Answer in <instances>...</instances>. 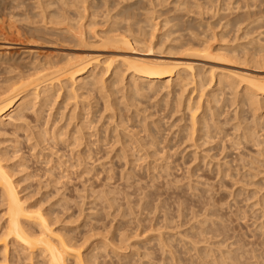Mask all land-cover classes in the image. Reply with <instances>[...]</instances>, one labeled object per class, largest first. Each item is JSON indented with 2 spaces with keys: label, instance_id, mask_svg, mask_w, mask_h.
Returning a JSON list of instances; mask_svg holds the SVG:
<instances>
[{
  "label": "rangeland",
  "instance_id": "1",
  "mask_svg": "<svg viewBox=\"0 0 264 264\" xmlns=\"http://www.w3.org/2000/svg\"><path fill=\"white\" fill-rule=\"evenodd\" d=\"M86 1L84 2V0L83 1L81 0L79 1L78 0L77 1L75 0H60V1L59 0H47V1L46 0H0V22H2L0 23V32L2 33L6 31L5 32L6 34L0 33V83H1L0 90H5V88H8L7 87L9 86L7 85L8 83L14 84L13 81L16 82L17 79L21 77L19 75L20 72L22 77H24L25 79L34 77L32 75L34 74L36 75L38 71L39 72L46 71L47 74L54 73L55 71H57L56 70L57 68L55 69L54 66H58L60 64L59 67H61L62 63L64 64L67 62L66 59H68V57H70L69 60H71V58L73 57L75 60L81 58L87 59V57L88 56L91 57L92 54V57L93 56L97 57V55L98 56L100 55L102 57L101 59L103 58L107 59L110 57L117 58L119 57L118 55H120V57L122 56V58L124 56L126 57V59H128V55H129V59L131 58L133 59V57L136 56L135 58H150V59L159 58L161 60L166 59L165 61L173 60L174 62L176 61V63L179 61L183 63L185 62L188 63L190 62L193 64L198 63L200 64V66L198 64L197 65L195 64V71L197 72L196 73L197 77L199 79L201 77L202 80L201 82L203 83L205 81L203 83L204 87L207 84H210V81L208 80L206 81L205 78L209 79L211 77H214V79H211L213 83L211 82L212 84L208 85V87L210 86V89L212 91H209L210 89L207 88V86H206L207 89L205 88V90H207L208 92L205 91L206 93L204 92V94L209 93L207 94V96L204 95L205 97H208L206 98L208 101H206L205 97L203 96L200 102L201 109H199V111L196 112L197 113L196 118H198L197 119L198 121L206 116L204 118L206 119L205 122L203 121L204 119L200 120L199 122L197 121L198 126L199 123L201 124V129H199L200 127H198V129L201 131L199 133L196 132L197 134L195 133V136L193 137L194 140L192 139L193 143L194 141L200 142L201 140L199 145H198L199 142L194 143V145L197 144L198 146L200 145L201 146L197 148L196 145L194 148L193 143L190 139L191 137L190 125L193 126V124L192 123L190 124L189 119H191L192 117L190 118L191 113L188 114V112L190 106H191L190 108L194 107L193 103L199 98V97L197 98L196 94H198L199 96V93H195V95L192 96L193 89L191 88L192 90H189L188 88L190 86L188 88H184V86H182L183 80H185L184 83H187L186 74L182 73L181 75L182 78L180 82L182 84H180V82H173L174 81L173 79H172L173 81L169 82L170 84L172 83L173 87H176L178 83L184 89H187L186 90L187 93L185 91L186 94L183 93L184 95H181V96H185V99L187 100V101L185 100L186 103L190 102V101L188 102V100L191 96L194 97L193 98L194 101L192 100L191 101L192 103L190 102L192 105L191 104L190 106L188 105L189 107L188 109H185L186 110L185 111L183 106L185 107L187 105L185 104L184 97L180 96V94L182 93H179L182 90L184 91V89L181 87L179 88V85L176 88H172V86L170 87V85L168 84L170 88H165L166 87L165 81H162L159 82L154 87L153 86L150 87V84H143V86H139L142 84L141 83L142 79L140 82L139 79L133 77V74H129L128 72L126 74V72H124L125 69L122 68L121 66V70L123 69L122 70L123 74L122 73L121 74L123 76L125 75L124 76L125 79L124 77H121L124 80V82L121 81L124 85V88L122 87L123 86L122 84L118 85V83H121L120 81H118L121 80L120 78L121 74L115 76L111 72L110 74H107V76H105L106 75L105 74L104 75L105 78H103L104 76L102 77L105 82L101 80L100 83L104 84V86L106 84V86L104 87L105 90L101 91L103 90L101 89V86L99 88L98 86L99 84L98 85L96 84L99 82L98 75L102 76V74H99L100 70L98 69L99 70V71L97 70L98 73L96 72L97 75H95V78H93L96 79V83L94 82V80H92L91 78L92 75L91 76L87 75L88 76L87 78L85 75L82 80L83 82L81 81V84L77 83L80 88L81 86L82 87L84 86L85 88H81L82 90L80 91L79 87L76 85L75 88L79 89V90L74 89V91H78V95L77 93H74L78 97L75 98L76 100H72L73 96L69 94L72 91L71 90L72 86H70V84L67 87H63L64 90L63 89L61 90V88L58 89V87H56V89H54L55 92L50 93V97L48 98L49 101L47 99L46 100L41 99L43 97V93H42L40 95L41 97H39L38 99H34L31 97L28 103L30 101L31 102L25 108H23L24 110L21 109L20 110L21 112L16 111L17 113L15 112L14 114L9 113L11 114L15 122L16 121L19 122L20 119L24 118L25 116L26 118V119L24 118L25 122L23 119V121L21 120L20 123L15 124L14 120L10 122V117L3 118V120L0 121V122H4L2 124L0 123V161L2 160L1 162L4 168L6 169V171H8L7 173L10 175V177H12L11 179L14 182L17 192L19 193V197L22 199V201L27 207L32 209V211L34 210L33 212L37 213L38 211V214L41 212L43 213V215L47 217L48 220L50 219L49 222L52 224V225L50 224L51 229L55 231L54 233L57 234L56 236L58 237L60 236L59 238L63 237L64 239L68 240L70 243H72V245L74 244L75 248L81 247L80 254H81V258L83 259V264H169V261L171 262V258L174 261V264H176L177 262H178L177 264H192V261L194 262L193 264H201V263L205 264L206 261H207L206 264H209L210 262H211L210 264L213 263L219 264L218 262H221L220 264H226L225 262L227 260L226 258L231 260L228 262V264L229 263L230 264L233 263L264 264V249H262L264 248L262 247L264 246L263 243L264 233H262L261 231L264 230L263 228L264 226L263 225L264 224L263 223L264 221L263 220L264 219V213H263L264 123H262L264 122V116H262L264 115V111H262L263 109H261L262 106L264 107V103L260 101V99L263 101L261 97L260 98L258 97L259 100L254 99L256 104L255 103L253 104V101H249V98H245L246 93L242 91V89L244 90L245 88L243 87V85L240 86V84H238L239 83L238 78L235 80L236 76H238L239 74L240 76L251 74L253 77L255 76L257 78H259L260 76L264 77L263 60H262L263 62L262 64L260 60H258L260 70L255 69L258 64L254 66L255 68L251 67L252 63H250L251 65L250 67H248L249 65L248 66L245 65V64H249L250 62L249 60L254 57H257L255 59H258L257 55L260 52H262V54L261 53H260L261 55L259 54V58L262 59L264 57L263 55L264 52V47H263L264 20L263 19L264 18L261 20L259 18V17L262 18L264 14V0H86ZM39 2L40 3L43 2L44 7L41 4L42 5L41 7L43 8L38 7V5H40ZM246 2H248L247 6H246ZM242 4L243 6H241ZM183 6H185L186 10ZM250 7L252 8L249 9ZM245 8H247L248 11L247 9L245 11ZM41 9L42 10L45 9L47 12H45V10L44 12L47 15L42 14L40 12ZM61 13L63 15H60ZM64 13L66 15L65 17H64ZM246 14L249 15L246 16ZM44 15L45 17H43ZM152 15L154 16V18L152 17ZM256 16L260 20L259 21L257 19L258 24L255 19L257 18ZM42 17L44 20L42 19ZM59 17L60 18L62 17L61 18L62 20L59 19ZM149 17L154 21L149 19ZM66 18L67 20L68 19L70 20L68 21V23H66L67 22ZM250 18L253 19L252 22ZM228 20L229 23H227ZM126 21H128L127 22L128 25L126 24ZM151 21H153L154 23ZM237 21H241V22L239 23ZM254 21L256 22L255 25H253ZM45 22L47 23L46 25ZM156 22H158L159 24ZM151 23L153 26H151ZM3 25H5L4 28ZM51 25L54 28H52ZM193 25L194 27H192ZM69 26L71 28L68 29ZM236 26L238 27V29L235 28ZM248 27L249 29L247 31L246 28ZM70 29H73V31L77 30V32H81L80 34L83 33L81 36L83 37L84 35V41L86 40L85 42L87 43H83L84 41L80 42L81 36L78 33L76 32L74 33L72 32V30L69 33L68 30ZM153 29L157 30V31L154 30V36H153ZM243 29H245L246 31ZM258 29H260V31ZM246 32L247 33L249 32L248 34L249 36L247 35ZM253 32L254 34H252ZM73 33L76 34L77 36L76 35L72 36L74 35ZM94 33H97L96 35L98 36V38L101 37L103 40H105L104 38L106 39L108 38L107 35H109L110 37L111 34L120 33L119 34L120 36L122 35L128 36V33L129 34L132 33L133 35L130 34L131 36L130 35L128 36L130 37V39H132V37L138 39L139 37L140 40H144L145 38L144 42L142 41L143 44L145 42L147 43L151 42V45L153 46L154 44L155 47L153 46V48L157 51L153 49L154 51L150 53L152 54V56L147 57V55H150L148 52L149 50H144L149 48L147 47L148 46L147 43L144 44L146 45L145 46L146 48H144L143 45H140L142 43L140 44L138 43L136 44V47L135 45L133 46L134 50L131 49L130 51L128 50L125 51L123 47H122L123 49L121 48L120 50L119 49L113 50L111 48L108 49L106 47L101 48L99 46L101 44L100 41L102 40L101 38H99L100 40L98 38L96 40L95 39L96 35ZM7 34L9 35L7 36ZM150 34L155 38L157 37V39L155 40L154 38V40L153 39L150 40V38H152ZM78 36H80L79 41L76 38ZM73 37L75 38L73 39ZM8 38L9 40L10 39L11 40L9 41ZM166 40L169 41L167 42ZM5 41H7L6 43L8 44H6ZM96 41L97 42L99 41L98 43L100 44H98ZM155 41H157L158 43ZM14 42H16V44ZM166 42L168 43L169 46L167 45ZM205 44L207 46H205ZM209 45L211 46L210 48L212 49V51L214 50L215 52L217 51L222 52L223 50L228 49L227 52L224 51V54L226 56L229 53L228 55L229 57L231 52L233 53L235 51L234 53L237 54L236 55L232 54L234 56L231 57L237 56L236 59L239 58V61H237L236 59H234L235 60L234 61L232 58H229V60L231 61H228L227 60L228 58L224 57L222 59H225L226 61H223L221 59L222 62H220L219 60L209 62L208 60L203 58L205 60L204 61L202 59L203 56L200 57L199 55L196 54L197 56H199V58H201V59H197L195 58L196 55L194 53L192 54L190 53L191 50L195 49L196 47L197 48L195 49V51L200 49L201 46L204 47L205 49L206 47H209ZM261 45L263 48L261 47ZM137 47L138 49L140 47L139 51L141 52L137 51L138 50L136 49ZM186 47L190 49L188 50V48L186 49ZM253 47L255 50L253 49ZM243 49H247V50H243ZM135 50L139 54L134 53L133 51ZM184 50L186 51L188 50L187 53L186 51L184 52ZM131 51L135 55L132 54ZM143 51H146L148 54ZM198 51L200 53V50ZM243 51L244 52L246 51L247 55H250V53H248L247 51L251 52V56H249L251 58H248L246 56L247 58L246 59L245 58L246 53L244 55ZM142 52L146 53V55L143 54ZM169 52L170 54H168ZM193 54L195 57L194 56L189 57V55H193ZM220 54L224 55L223 52L219 53L218 55ZM240 59L241 60L246 59V61L244 60V63H242L241 65ZM44 63L49 65L46 66V64ZM202 64L204 65V67ZM205 65L207 66L205 67ZM260 65H262L263 67H261ZM210 69L212 70L215 69V71H211ZM203 70L205 71V73ZM210 71L213 72V74H217V73L218 74L213 76V74L210 73ZM235 72L239 74H235L236 75L235 78L230 79L231 77H234ZM37 74L42 75L43 73H37ZM206 74L208 75V77L206 76ZM218 75L219 76L221 75L220 77L222 78H220ZM223 75L224 76L228 75L226 76L227 79L226 78L225 79L232 81L227 82L225 79L223 81V77H224ZM198 78L197 81L199 83L200 81L198 80ZM175 79L180 80V78L177 79V77H175ZM216 79L218 80V84ZM134 81L135 82L137 81V84ZM225 81L227 83H230L231 86L226 84ZM233 81L237 85H235ZM189 82L190 81H188V83ZM93 83L96 84V87L94 86ZM134 84L138 86L135 87L137 89L139 88L138 89L139 93L137 89L134 87ZM232 84L233 86L235 85V87L239 85L240 86L238 87L239 90L235 89V87H232ZM200 85L201 83H199L198 86L199 88L201 87ZM215 85L218 88V90L216 89ZM217 85L220 86L218 87ZM222 85L224 87H222ZM230 87L233 88L231 89L233 91L230 90ZM98 88L101 90H99ZM61 91L63 92L65 99L63 98L62 93H60ZM82 91L84 92L82 93ZM108 91L110 93H108ZM236 91H238L240 95H243L241 97L239 96L238 92H237L238 94L236 93V96L238 95L241 98V100L239 99V97L238 98L236 97L238 101H235V98L232 97L233 93H235ZM128 92L129 95H127ZM211 92H213L214 94ZM57 93H60V95L62 96H59L58 98V96L56 95ZM71 93L73 94V92ZM210 94L211 96L213 95L212 98L210 97ZM68 95H70L71 98ZM177 96L178 98H181L180 100L183 99L184 101V102L182 101V104L185 105L178 104L182 106V108L176 105V103H179L180 101L178 98L177 99L179 101L178 102L176 101ZM221 96L224 98H222ZM54 97L58 99L55 100V102L57 101V103H54L55 105L53 106L52 104L55 99ZM60 97H62L63 99ZM106 97L109 98V100H107L109 104L106 101ZM229 97L232 100H230ZM121 98L123 100L125 98L126 100L123 101ZM32 99L37 101H34ZM233 99L235 101V104L233 102L231 104V101H233ZM68 100L70 101L66 103V101ZM257 100L260 101L261 103L257 102ZM33 101L37 105L39 103V106L36 107ZM216 102L220 103L218 104L220 107L217 106ZM239 102L243 103L242 108L245 107L244 109H241L240 107L241 103L239 105ZM250 102H252L251 105L254 106L252 107L254 108L253 110L260 109L257 110V112L262 111L256 113L255 117H252L254 116L255 113H252L251 105H249ZM206 103H210V104L212 103V105L210 106L209 104L208 106L207 104L206 106ZM111 105H115V106L113 107ZM176 106L180 107L181 109V110L179 109L180 112L179 110H175L178 109ZM202 108H204L203 109L204 111L207 110L206 111L207 115L205 112L204 117H203L204 112ZM32 109L35 111L34 113L31 112ZM210 109L213 110V114H216V116L214 115L216 119L212 117L211 111H209ZM41 111L44 113H42ZM227 112L229 113L228 115ZM239 112L241 116L238 114ZM253 112H256V110ZM200 114L202 116H200ZM222 114H225L224 117ZM113 115L115 117H113ZM256 116L258 121H259L258 117H260L259 122L256 121ZM213 119L217 120V122L215 121L214 123ZM235 119L238 121V123L240 121V123L238 124L240 125L239 127H241L242 125H244L243 128L246 127L244 130L243 128H240L241 132L246 131L245 134L244 132L241 133L240 131H237L239 130V127L237 126V121H235ZM117 120L119 122H117ZM206 121L208 122L207 125L209 126L206 125ZM254 121L257 126H255ZM145 123H147L149 126L147 124L145 125ZM116 124L117 125L120 124V125L117 126ZM214 124L217 125L215 126ZM253 124L258 129L255 128V130L254 129L252 130V128H254V126H252ZM213 125L215 126V128ZM234 125L235 127H238V129L236 128V131L239 132L238 135H236L237 132L236 133L234 132L235 131ZM194 127L197 126L195 125ZM193 128H191V130ZM117 129L119 130V133L117 132L118 131ZM194 129L196 131L197 128ZM194 129L192 131H194ZM198 129L197 131H199ZM78 130H81L82 132H79ZM147 130L149 131L147 132ZM187 130L189 131V133ZM218 130H220L221 133ZM46 131L49 132L43 133ZM208 131L211 134V136L209 135L210 137L208 136L209 134ZM252 131L253 132L255 131L257 134L252 133ZM51 132H52L51 134L52 136L49 134ZM62 132L64 135L62 134ZM115 132L119 134L121 139L119 138L118 134L117 137L119 139L114 138L116 137ZM129 132L131 135H133L134 132L135 135L133 136V138L136 139H133L132 136L129 135ZM233 132L235 133V136ZM73 133L74 135H76L77 133L76 135L77 139H75L76 137L73 135ZM79 133L82 134L80 135ZM125 133L128 136L125 135ZM45 134L47 135L49 134V137L51 136L50 140L48 136ZM56 134L57 137H54ZM188 134L190 136L188 138L190 139L189 141L186 139V137H188L186 135ZM214 134L216 135V137ZM198 135H200L201 137ZM44 136H46V138H44ZM60 136L61 139L58 138ZM227 136L230 139H227ZM232 136L234 137V139L232 138ZM246 136L248 139L246 138ZM195 137H197L198 139L197 138L195 139ZM51 138L55 140L53 139L51 140ZM207 138H210V140L213 139L212 140L213 142H209L210 140L208 141ZM78 139H81V141H79ZM205 139L210 144V146L209 144H207ZM251 139H253V141ZM39 140L43 141L44 143L40 142ZM62 140L65 142H62ZM73 140L74 142H72ZM75 140L78 141V142L76 141L77 144H75ZM120 140H122L123 143L120 142ZM136 140L138 141L139 144H142L140 145L142 150L140 146H138L139 144H137ZM183 140H185V142H183ZM236 140L239 145L237 144ZM238 140L240 141L241 144L239 143ZM257 140L262 142H259ZM243 141H246L247 143ZM36 142H38L39 144ZM233 142L239 146L237 147L236 145L238 149H236L235 144ZM73 143L75 145H73ZM183 143H185L186 145ZM232 143L234 144V146ZM255 143L259 147H257ZM130 144L133 145L134 147L131 146ZM259 144L262 147H260ZM143 147L146 149L143 150ZM152 147H154L155 149ZM133 148L135 150H132ZM197 149L199 150L196 151ZM88 150H90V152ZM137 150H139V152ZM125 151L127 153L126 155H125ZM130 151H132L133 153ZM258 151L261 152L259 153ZM146 152H148L147 153L148 155L146 154ZM206 154L210 156L207 157ZM253 154L257 156H254ZM148 156H150V158H148ZM138 157L142 158L143 160L138 159ZM165 157L166 159H164ZM257 157H259V159ZM160 158L161 159L163 158L164 160H161ZM194 158H196V160ZM206 158L208 159L204 160ZM244 161L246 164L244 163ZM249 161H253L255 164L257 163L256 166L253 162L251 163ZM241 163H243L244 167L243 165H239ZM248 164H250V166H248ZM218 166H220L221 168ZM246 166L248 167V169ZM254 166L256 167V169L259 167L257 169L258 171L255 169ZM249 167L250 168L254 167L255 171L254 169L251 168L254 171V172L252 171L253 172L252 173L251 170H249L250 169ZM247 170H249L248 174H247L248 172ZM220 172L221 174H218ZM245 198L247 199V201L245 200ZM260 205H262V207H260ZM156 206H158V208ZM154 209L157 212H155ZM243 211H245L244 215H243ZM6 213H7V204L4 203V201H2V197H0V240L2 239V237H4V234L8 228L7 227L8 217ZM177 213H179V216L177 215ZM206 216L210 219V220L208 219L209 221L205 219L207 218ZM244 216H246V218H244ZM212 217L214 218L211 219ZM260 217L261 219H259ZM163 220L165 222H163ZM198 224L199 225L201 224L200 226H202L203 228L201 229V227ZM179 227L182 230L179 229ZM261 227L263 229H260ZM32 228L35 231H37L36 226H33ZM159 228H161L160 231ZM221 229H224L223 230L224 232L221 231L224 234L220 233ZM201 230H203L204 232ZM209 231L212 233H209ZM256 231L258 232L255 233ZM156 233H158L159 235ZM199 234L201 236H199ZM207 234H210L209 237H206ZM217 234H221L222 236L220 237ZM184 236L185 239L183 238ZM202 236L203 237L205 236L204 239ZM201 237L203 240H205L204 242L206 245L203 244L202 242L203 240L201 239ZM231 237H233L234 239ZM191 238H195V239L193 240ZM160 239H165V244H168L169 242V245H165L164 240L163 241L161 240L162 242H160ZM196 239L199 242V243L197 242V244L195 241ZM223 239L228 241V243ZM206 240L210 241V243L207 242ZM200 242H202V244L199 245V247H197L198 244H200ZM206 242L208 243V246ZM221 242H223L222 245L220 244ZM225 242L227 244H225ZM1 243L2 242L0 241V264H49L47 258L45 259V257L40 255V253H36L34 256H30L29 252L23 250V248L19 246L13 245L12 242L8 244V249L5 250ZM213 243L220 244L222 248H220L218 244L217 246H215V244ZM193 245H195L196 247ZM231 245H233L235 248L236 246H238L236 248L237 250H235V248ZM205 246L206 248H204ZM244 246L247 248H244ZM161 247H163V250L164 247L165 249L171 248L173 250L171 249L164 250L167 251L166 253L168 254L164 252V257L161 258L163 252V250H161ZM175 247L176 249H174ZM215 247L223 250L222 251L219 249L221 251L220 252L221 255L225 252L226 253L224 255L226 254L228 255L226 257L222 255L223 259L220 258L219 257L220 254H218L219 250ZM198 248H200V250ZM134 249L135 251H133ZM244 249L245 251L246 249L247 250L250 249L248 251L249 253H245ZM188 251H190V255ZM197 251L198 253L201 254L203 253V255L198 254ZM169 253H171L172 255L170 254L171 255L170 256ZM207 253L211 255H207ZM174 254L176 255V257H174L175 256ZM212 254L215 258L212 257ZM230 255H231L230 258L232 259L228 257ZM197 256L199 258L203 256L202 260H200L201 259L200 258L198 261L196 259ZM206 256L208 258L210 257L211 258L208 259ZM174 258L175 259L177 258L176 261L174 260ZM218 259L221 261H219ZM159 260L161 261V263L159 262ZM162 260L164 263H162ZM173 261L171 262V264L173 263ZM71 262L72 264L74 263L73 261Z\"/></svg>",
  "mask_w": 264,
  "mask_h": 264
},
{
  "label": "bare ground",
  "instance_id": "2",
  "mask_svg": "<svg viewBox=\"0 0 264 264\" xmlns=\"http://www.w3.org/2000/svg\"><path fill=\"white\" fill-rule=\"evenodd\" d=\"M47 1V0H46ZM60 1V0H59ZM75 1H77V0H75ZM79 1V0H78ZM81 1H83V0H81ZM86 0H84V2H85ZM48 2H51V1H48ZM87 2V1H86ZM240 2V1H239ZM245 2V1H244ZM243 2V3H244ZM40 3V2H39ZM46 3V2H45ZM44 3V4H45ZM63 3V2H62ZM247 3L248 2H246V6H247ZM250 3V2H249ZM43 5V2L42 3H40V5H38V7H41L42 5ZM48 4V3H47ZM79 4H81V3H79ZM84 4V3H83ZM66 5V4H65ZM68 5V4H67ZM49 6V5H48ZM53 6V5H52ZM241 6H243V4L241 5ZM244 6H245V4H244ZM248 6H250V5H248ZM43 7H44V5H43ZM43 7H41V8H43ZM51 7V6H50ZM54 7H56V6H54ZM130 7V6H129ZM184 8H185V6H183ZM190 7V6H189ZM257 7V6H256ZM62 8V7H61ZM64 8V7H63ZM188 8V7H187ZM194 8V7H193ZM248 8V7H247ZM247 8H245V11H246V9ZM252 7H250L249 9H251ZM40 9V8H39ZM52 9V8H51ZM181 9V8H180ZM42 10V9H41ZM40 10V12L42 13V14H45V15H47L45 12H47L45 9V12H44V10H42L41 11ZM59 10V9H58ZM65 10V9H64ZM185 10H186V8H185ZM126 11V10H125ZM247 11H248V9H247ZM50 12V11H49ZM59 12V11H58ZM61 12V11H60ZM123 12V11H122ZM135 12V11H134ZM188 12V11H187ZM40 13V14H41ZM238 13V12H237ZM249 13V12H248ZM41 14V15H42ZM59 14V13H58ZM39 15V14H38ZM45 15L43 16V17H45ZM50 15V14H49ZM60 15H63L62 13L60 14ZM154 15V14H153ZM152 15V17L154 18V16ZM238 15V14H237ZM240 15V14H239ZM244 15H245V13H244ZM247 15H249V14H246V16ZM66 15H65V13H64V17H65ZM241 16V15H240ZM263 16H264V14H263ZM262 16V18L261 17H259V15H258V17L260 18V20L261 19H263L264 17ZM41 17V16H40ZM43 17H42V19H43ZM234 17H235V15H234ZM237 17V16H236ZM250 17V16H249ZM255 17V16H254ZM254 17H253V19H254ZM257 17V16H256ZM258 17L257 18H255L256 19V21H257V24H258ZM47 18V17H46ZM45 18V19H46ZM62 18V17H61ZM60 17H59V19H61ZM238 18V17H237ZM57 19H58V16H57ZM146 19H148V18H146ZM145 19V20H146ZM149 19H151L150 17H149ZM248 19V18H247ZM251 19V22H252V18H250ZM258 19V20H257ZM44 20V19H43ZM56 20V19H55ZM62 20V19H61ZM66 20H67V18H66ZM151 20H153V19H151ZM238 20V19H237ZM240 20V19H239ZM259 20V21H260ZM264 20V19H263ZM46 21V20H45ZM65 21V20H64ZM63 21V22H64ZM68 21H70L69 19L67 20V22L66 23H68ZM134 21V20H133ZM154 21V20H153ZM153 21H151V22H153ZM47 22V21H46ZM45 22V25L47 24ZM49 22V21H48ZM62 22V21H61ZM117 22V21H116ZM121 22H123V21H121ZM127 22L128 21H126V24H127ZM131 22V21H130ZM129 22V23H130ZM237 22H241V21H237ZM0 23H2V22H0ZM50 23H51V21H50ZM49 23V24H50ZM57 23H60V22H57ZM65 23V24H66ZM71 23V22H70ZM120 23V22H119ZM154 23V22H153ZM156 23H158V22H156ZM156 23H155V25H156ZM227 23H229V20H228V22ZM254 24L253 25H255V21L253 22ZM64 24V23H63ZM150 24V23H149ZM159 24V23H158ZM53 25V24H52ZM51 25V27L52 28H54L53 26ZM56 25V24H55ZM59 25V24H58ZM68 25V24H67ZM116 25V24H115ZM128 25V24H127ZM143 25V24H142ZM154 25V26H155ZM195 25V24H194ZM194 25L192 26V27H194ZM240 25V24H239ZM253 25H251V26H253ZM10 26V25H9ZM60 26V25H59ZM75 26V25H74ZM82 26V25H81ZM140 26V25H139ZM151 26H153L152 25V23H151ZM2 27V26H1ZM5 27V25H3V28ZM47 27V26H46ZM116 27V26H115ZM127 27V26H126ZM142 27V26H141ZM158 27V26H157ZM172 27V26H171ZM170 27V28H171ZM225 27V26H224ZM227 27H228V25H227ZM69 28H71L70 26L68 27V29ZM77 28V27H76ZM146 28V27H145ZM151 28H153V27H151ZM235 28H237L238 29V27L236 26ZM74 29V28H73ZM73 29H70V30H68L69 31V33L71 32V30H72V32H76V33H78L80 36L83 34H80L81 32H77V30H74L73 31ZM78 29V28H77ZM114 29V28H113ZM128 29V28H127ZM139 29V28H138ZM156 29V28H155ZM155 29H153V36H154V30ZM247 29V31H248V29H249V27L248 28H246ZM1 30H3V29H1ZM7 30V29H6ZM46 30V29H45ZM48 30V29H47ZM50 30V29H49ZM53 30H55V29H53ZM60 30H62V29H60ZM59 30V31H60ZM241 30V29H240ZM243 30H245V29H243ZM242 30V31H243ZM259 31H260V29H258ZM5 31V30H4ZM66 31V30H65ZM155 31H157V30H155ZM246 31V30H245ZM250 31V30H249ZM251 31H252V29H251ZM250 31V32H251ZM6 32V31H5ZM5 32H2V33H5ZM118 32V31H117ZM1 33V32H0ZM1 33V34H2ZM12 33V32H11ZM73 33V34H74ZM125 33H126V31H125ZM245 33V32H244ZM247 33V32H246ZM6 34V33H5ZM19 34V33H18ZM72 34V33H71ZM95 35L97 34V33H94ZM118 34V33H117ZM117 34H111V36L109 37V35H107V39L106 38H104L105 40H103L101 37H99V38H101V40L102 41H100V43H98L97 41V43L98 44H100V46L99 47H101V48H103V47H106V48H108V49H113V50H116V49H121L122 47L125 49V51L126 50H128V51H130L131 49H133V46L135 45V47H136V44H140V43H142V44H140V45H143L144 46V48H146L145 46L146 45H144V44H146L147 42H145L144 44H143V42H144V40H145V38H144V40H140L139 39V37H138V39L137 38H133L132 37V39H130V37H128L130 34H132V33H128V36H126L127 35V33H126V35H122V36H120L119 34L117 35ZM140 34H141V32H140ZM249 34V32L247 33V35ZM252 34H254V32L252 33ZM252 34H250V35H252ZM9 34H7V36H8ZM11 35V34H10ZM63 35V34H62ZM69 35V34H68ZM76 34H74V35H72V36H75ZM94 35V36H95ZM106 35V34H105ZM115 35V36H114ZM133 35V34H132ZM151 35V34H150ZM246 35V36H247ZM7 36H5V37H7ZM77 36V35H76ZM80 36H78V37H76L77 39H78V41H79V38H80ZM97 36V35H96ZM95 36V39L97 40V38H98V36L96 37ZM131 36V35H130ZM140 36V35H139ZM152 36V35H151ZM152 36V38H150V40L151 39H153L154 40V38L155 37H153ZM192 36V35H191ZM249 36V35H248ZM247 36V37H248ZM136 37V36H135ZM146 37V36H145ZM162 37V36H161ZM13 38V37H12ZM75 37H73V39H74ZM92 38H94V37H92ZM98 38V39H99ZM141 38V37H140ZM7 39V38H6ZM147 39V38H146ZM157 39V37L155 38V40ZM166 39V38H165ZM169 39V38H168ZM8 40H9V38H8ZM7 40V41H8ZM11 40V39H10ZM9 40V41H10ZM100 40V39H99ZM160 40V39H159ZM7 41H5V43L7 42ZM15 41V40H14ZM81 41H84V35H83V37L81 36V39H80V42ZM86 41V40H85ZM83 42V43H87V42ZM92 41V40H91ZM143 41V42H142ZM167 41V40H166ZM169 41V40H168ZM167 41V42H168ZM4 42V41H3ZM2 42V43H3ZM90 42V41H89ZM94 42H95V40H94ZM155 42H157V41H155ZM166 42V43H167ZM15 44H16V42H14ZM13 43V44H14ZM19 43V42H18ZM17 43V44H18ZM21 43V42H20ZM93 43V42H92ZM158 43V42H157ZM165 43V42H164ZM6 44H8V43H6ZM23 44V43H22ZM153 44V43H152ZM174 44V43H173ZM208 44V43H207ZM102 45V46H101ZM139 45V46H140ZM147 47H149L148 49H144V50H149L148 52H149V54L150 53H152V51H154L155 49L153 48V46L155 47V45L153 44V46L151 45V42L150 43H147ZM149 45H151V46H149ZM159 45V44H158ZM167 45H168V43H167ZM171 45V44H170ZM175 45V44H174ZM191 45V44H190ZM11 46V45H10ZM143 46H142V48H143ZM169 46V45H168ZM192 46V45H191ZM191 46H189V47H191ZM203 46H204V44H203ZM205 46H207L206 44H205ZM259 46V45H258ZM125 47H127V48H125ZM134 47V48H135ZM165 47V46H164ZM193 47V46H192ZM211 46L209 45V47H206L205 49H204V47H200V49H198V50H200V53H199V51L198 50H196L195 51V49L197 48H195V49H193V50H191V54L192 53H194L195 55L197 54V55H199L200 57H202V59L204 58V59H206V60H208L209 62L210 61H220V62H222V60L223 61H226L225 59H222V58H228L227 60L228 61H231V60H229V58H232L233 60L234 59H236L237 58V56H235V57H231V56H234V55H232V54H235L234 52L232 53L231 52V54H230V57L228 56L229 55V53H228V55H226L225 56V54H224V51H228V49L226 50H223L222 52H223V54L224 55H218L219 53H222V52H219V51H217V52H215L214 50L212 51V49L210 48ZM261 47H262V45H261ZM260 47V48H261ZM264 47V46H263ZM262 47V48H263ZM2 48V47H1ZM4 48V47H3ZM6 48H8V47H6ZM122 48V49H123ZM158 48V47H157ZM156 48V49H157ZM161 48V47H160ZM188 47H186V49H187ZM194 48V47H193ZM247 48V47H246ZM251 48V47H250ZM258 48V47H257ZM256 48V49H257ZM259 48V49H260ZM261 48V49H262ZM105 49V48H104ZM136 49H138V47L136 48ZM139 49H140V47H139ZM139 49L137 50V51H139ZM154 49V50H153ZM163 49V48H162ZM167 49V48H166ZM169 49V48H168ZM190 48H188V50H189ZM203 49V50H202ZM221 49V48H220ZM234 49V48H233ZM232 49V50H233ZM253 49H254V47H253ZM253 49H252V51H253ZM118 50V51H119ZM134 50V49H133ZM143 50V49H142ZM158 50H160V49H158ZM187 50V51H188ZM217 50V49H216ZM230 50V49H229ZM236 50V49H235ZM239 50V49H238ZM243 50H247V49H243ZM255 50V49H254ZM136 51V50H135ZM135 51H133L134 53H138L137 51L135 52ZM155 51H157V50H155ZM162 51V50H161ZM167 51V50H166ZM165 51V52H166ZM170 51V50H169ZM183 51V50H182ZM186 50H184V52H185ZM187 51H186V53H187ZM195 51V52H194ZM198 51V52H197ZM201 51H203V52H201ZM221 51V50H220ZM231 51V50H230ZM260 51V50H259ZM259 51H258V53H259ZM2 52H3V50H2ZM96 52V51H95ZM132 52V51H131ZM132 52V54H134ZM139 52H141V51H139ZM143 52H146V51H143ZM142 52V53H143ZM159 52V51H158ZM213 52H214V54H213ZM242 52V51H241ZM244 52V51H243ZM248 53H250V55H247V53H246V51L244 52V55H245V53H246V55H245V58H246V56L248 57V58H251V57H249V56H251V52H249V51H247ZM141 53V54H142ZM147 53V52H146ZM146 53H143V54H145L146 55ZM160 53H162V52H160ZM180 53V52H179ZM183 53V52H182ZM203 55H202V54ZM215 53H216V55H215ZM254 53V52H253ZM261 54H262V52H260ZM259 53V54H260ZM64 54H66V53H64ZM139 54V53H138ZM148 54V53H147ZM168 54H170V52L168 53ZM194 54L193 55H189V57H192V56H194ZM237 54V53H236ZM235 54V55H236ZM259 54L257 55L258 56V59H255V58H257V57H254V56H252V57H254V58H252V59H248L250 62H249V64H245L246 66H248V67H250L251 65V67H254V66H256V64H258L259 63V61L258 60H260V62H261V64L264 62V57L261 59V58H259ZM260 54V55H261ZM2 55V54H1ZM68 55V54H67ZM124 55V54H123ZM131 55V54H130ZM135 55V54H134ZM163 55V54H162ZM196 55V57L195 58H197V59H201V58H199V56H197ZM243 55V54H242ZM253 55V54H252ZM263 55H264V52H263ZM69 56V55H68ZM119 57H117V56H115V57H117V58H112V57H110V58H107V59H101L102 57L99 55H97V57L96 56H93L92 57V54H91V57L90 56H88L87 57V59L86 58H81V59H78V60H75L74 59V57L73 58H71V60H69L70 59V57H68V59H66L67 60V62L66 63H62V66L61 67H59V65L58 66H54V68L57 70V71H55L54 73H46V71H44V72H37V73H43L42 75H40V74H37L36 73V75L34 74V75H32V76H34V77H32V78H28V79H25L24 77H22V75H21V72H20V78L19 79H17V81L15 82V81H13L14 82V84L12 85V84H7V85H9V86H7L8 88H5V90H0V121H2L3 120V118H6V117H10V122L11 121H13L14 119L12 118V116H11V114H9V113H15L16 111H20L21 109L22 110H24L23 108H25L29 103H28V101L30 100V98L32 97V98H34V99H38L39 97H41L40 95L43 93V97L41 98V99H44V100H48V98L50 97V93L51 92H55V90L54 89H56V87H58V89L59 88H61V90L63 89L64 90V88L63 87H67V86H69V84H70V86H72V88H71V92H73V94L74 93H77V95H78V91H74V89H76L75 87H76V85L78 86V84L80 83L81 84V81L83 80V78H84V76L86 75V78L88 77L87 75H92L91 76V78H92V80H94V82L96 83V79H93V78H95V75H97L96 74V72L98 73V71L100 70V73L99 74H102V76L100 75H98V78H99V82H98V79H97V82L98 83H96L98 86H99V88H100V86H101V89H103V90H101V89H99V90H101V91H104L105 90V86H106V84H105V86H104V84H102V83H100L101 82V80H103L104 81V79L103 78H105V76H107V74H110L111 72L113 73V75H115V76H117V75H120L121 73L123 74V72H122V70H121V66H122V68H124L125 70H124V72H126V74H127V72L129 73V74H133V77H135V78H137V79H139V81L141 82V79H142V84L141 85H139V86H143V84H150V87L151 86H156L159 82H162V81H165V84H166V87L165 88H170L171 86H172V83L170 84L169 82L170 81H173V82H180L181 81V75H182V73H184V74H186V77H187V83H184L185 82V80H183L182 82H183V85L182 86H184V88H188L189 86V90H192L193 89V92H192V96L193 95H195V93H199V96H198V94H196V96H197V98H198V100H196L194 103H193V108H190L191 106H190V104L192 103L191 101L193 100L194 101V97H192L190 94V98H189V100H188V102L189 103H186V99H185V96H181V95H184V94H186L187 93V89H184L182 86H180L178 83H177V85H176V87L179 85V88L181 87V88H183L184 89V91L182 90V91H180L179 93H182V94H180V96L181 97H184V101H185V104L187 105V106H183V108H184V110L185 109H188V107H189V112H188V114H190V118L191 119H189L190 120V124L192 123L193 124V126L192 125H190L191 126V128H193L195 125L197 126V127H194V128H197L198 129V127H200L199 129H201V124L199 123V126H198V124H197V119L198 118H196V115H197V113L196 112H198L199 111V109H201L200 108V102H201V100H202V98H203V96L204 95H206L207 96V94H209V93H207V94H204V92L206 91V92H208L207 90H205V88H206V86H207V88H209L210 89V86L208 87V85H210V84H212L213 83V81L211 80V79H214V77H211V76H209V77H211V78H205V80L207 81H210V84H207L205 87H204V85H203V83L205 82H201L202 80H201V77H200V79L197 77V72L195 71V64L197 65L198 63H188V62H185V63H183V62H181V61H179V62H181V63H179V62H177L176 63V61L174 62L173 60H171V61H165V60H161V59H150V58H135V57H133V59L131 58V59H129V55H128V59H126V57H124L123 56V58H122V56L120 57V55H118ZM143 56V55H142ZM150 57V56H152V54H150V55H147V57ZM239 56H240V54H239ZM188 57V58H189ZM244 57V56H243ZM125 58V59H124ZM162 58V57H161ZM171 58V57H170ZM77 59V58H76ZM164 59V58H163ZM203 59V60H204ZM222 59V60H221ZM247 59V58H246ZM246 59H242L243 60V62H242V60H241V65H242V63H244V60L246 61ZM186 60V59H185ZM191 60V59H190ZM237 61H239V58L238 59H236ZM262 60H263V62H262ZM173 61V62H172ZM205 61V60H204ZM235 61V60H234ZM236 61V62H237ZM47 63H48V61H47ZM245 63H247V62H245ZM250 63H252L251 65H250ZM44 64H46V63H44ZM254 64V65H253ZM40 65H42V64H40ZM39 65V66H40ZM49 65V64H48ZM47 64H46V66H48ZM51 65H52V63H51ZM199 66H200V64H198ZM203 65V64H202ZM207 65H205V67H206ZM261 67H263L264 66V64H263V66L262 65H260ZM41 67V66H40ZM51 67V66H50ZM198 67V66H197ZM202 67V66H201ZM203 67H204V65H203ZM209 67V66H208ZM52 68V67H51ZM53 68V69H54ZM211 68V67H210ZM246 68V67H245ZM255 68V67H254ZM264 68V67H263ZM99 69V70H98ZM213 69V68H212ZM212 69H210L211 71H215V69L214 70H212ZM247 69V68H246ZM255 69H259V64L257 65V67L255 68ZM36 70V69H35ZM44 70H46V69H44ZM49 70V69H48ZM98 70V71H97ZM249 70V69H248ZM253 70V69H252ZM260 70V69H259ZM204 71V70H203ZM207 71V70H206ZM210 71V73H212L213 74V72H211ZM227 71V70H226ZM233 71V70H232ZM35 72V71H34ZM199 72V71H198ZM222 72V71H221ZM220 72V73H221ZM263 72V71H262ZM204 73H205V71H204ZM207 73V72H206ZM219 73V74H220ZM224 73H226V72H224ZM228 73V72H227ZM233 73V72H232ZM239 73H240V71H239ZM239 73H234V77H231L230 79H232V78H235V74H239ZM106 74V75H105ZM121 74V75H122ZM128 74V75H129ZM218 74V73H217ZM217 74H213V76L214 75H217ZM246 74V73H245ZM38 75V76H37ZM105 75V76H104ZM112 75V74H111ZM112 75V76H113ZM120 75V78L121 77H124L123 75L121 76ZM199 75V74H198ZM203 75V74H202ZM222 75V74H221ZM220 75V76H221ZM229 75V74H228ZM228 75H223L224 77H223V81H224V79L226 78V76H228ZM251 74H247V75H241L240 76V74L238 75V76H236V78H235V80L238 78L239 79V83L238 84H240V86L241 85H243V87L245 88L244 90L242 89V91H244L246 94H245V98H249V101H253V104L255 103V101H254V99H258V97L260 98H262L263 99V101L260 99V101L262 102V103H264V77H259V78H257V77H253L252 75L250 76ZM36 76V77H35ZM104 76V77H103ZM131 76V75H130ZM206 76L208 77V75L206 74ZM219 76V75H218ZM219 76V77H220ZM232 76H233V74H232ZM103 77V78H102ZM175 77H177V79L178 78H180V80L178 81V80H176L175 79ZM202 77H204V76H202ZM8 78V77H7ZM17 78V77H16ZM90 78V77H89ZM116 78V77H115ZM118 78V77H117ZM197 78H198V80L200 81L199 83H201V87L199 88L198 86H199V83H198V81H197ZM220 78H222V77H220ZM124 79H125V77H124ZM136 79V80H137ZM173 79V80H172ZM218 79V78H217ZM216 79V81H217V84H218V80ZM227 79V78H226ZM225 79V80H226ZM6 80V79H5ZM112 80V79H111ZM115 80V79H114ZM135 80V79H134ZM220 80H222V79H220ZM234 80V81H235ZM102 81V82H103ZM118 81H123L124 82V80H123V78H121V80H118ZM166 81H168V82H166ZM188 81H190L189 83H188ZM227 82H230V81H232V80H226ZM225 81V82H226ZM233 81V82H234ZM238 81V80H237ZM83 82V81H82ZM85 82V81H84ZM105 82V81H104ZM135 82V81H134ZM212 82V83H211ZM226 82V84H228L229 86H231V84L230 83H227ZM78 83V84H77ZM95 83H93L94 84V86L96 87V84ZM109 83H111V82H109ZM118 83V82H117ZM136 84H137V81L135 82ZM209 83V82H208ZM220 83V82H219ZM224 83V82H223ZM223 83H221V84H223ZM235 83V82H234ZM233 83V84H234ZM1 84V83H0ZM4 84V83H3ZM119 84H122L123 85V83L121 82V83H118V85ZM164 84V85H165ZM170 85V87H169V85ZM176 84V83H175ZM180 84H182L181 82H180ZM220 84V85H221ZM226 84H224V85H226ZM233 84H232V87H235V85H237L236 83H235V85L233 86ZM6 85V84H5ZM103 85V86H102ZM110 85V84H109ZM168 85V86H167ZM219 85V86H220ZM127 86V85H126ZM135 86H137V85H135L134 84V87ZM149 86V85H148ZM175 86V85H174ZM203 86V87H202ZM218 86V85H217ZM218 86V87H219ZM239 85L237 86V87H235V89H237V90H239V88L238 87H240ZM3 87V86H2ZM79 87V86H78ZM110 87V86H109ZM123 88H124V85L122 86ZM138 87V86H137ZM150 87H149V89H150ZM152 87V88H153ZM176 87H173L172 86V88H176ZM215 87H216V85H215ZM222 87H224L223 85H222ZM81 88H85L84 86L82 87L81 86ZM80 87H79V89H80V91L82 90ZM122 88V89H123ZM126 88V87H125ZM136 88V87H135ZM163 88V87H162ZM161 88V89H162ZM192 88V89H191ZM206 88V89H207ZM1 89V88H0ZM78 89V88H77ZM76 89V90H77ZM78 89V90H79ZM95 89V88H94ZM137 89V88H136ZM139 89V88H138ZM138 89H137V91H138ZM208 89V90H209ZM216 89L218 90V88L216 87ZM221 89V88H220ZM219 89V90H220ZM231 89H233V88H231L230 87V90ZM54 90V91H53ZM107 90V89H106ZM120 90V89H119ZM135 90V89H134ZM188 90V91H189ZM70 91H68V92H70ZM121 91V90H120ZM131 91V90H130ZM150 91V90H149ZM154 91V90H153ZM185 91H186V93H185ZM209 91H212L211 89L209 90ZM222 91H223V89H222ZM221 91V92H222ZM231 91H233V90H231ZM241 91V92H242ZM59 92V91H58ZM69 93V94H71L73 97H72V100H76L75 98H78L77 97V95L76 94H72V93ZM84 91H82V93H83ZM127 92V91H126ZM205 92V93H206ZM219 92V91H218ZM238 91H236L235 93H233V96L232 97H234L235 98V101H238V97L239 96H243V95H240V93H239V96L237 95L236 96V93H237ZM60 93H62V95H63V92L61 91ZM60 93H57L56 95L58 96V98H59V96H62V95H60ZM65 93V92H64ZM108 93H110L109 91H108ZM120 93H123V92H120ZM138 93H139V91H138ZM184 93V94H183ZM189 93V92H188ZM211 93H213V92H211ZM217 93V92H216ZM237 93V94H238ZM247 93H249V94H247ZM203 94V95H202ZM214 94V93H213ZM241 94H243V93H241ZM76 95V96H75ZM123 95V94H122ZM126 95V94H125ZM127 95H129V92H128V94ZM139 95V94H138ZM178 95V94H177ZM52 96H53V93H52ZM56 96V97H57ZM68 96H70V95H68ZM75 96V97H74ZM110 96V95H109ZM108 96V97H109ZM131 96V95H130ZM209 96V95H208ZM216 96V95H215ZM222 96H223V94H222ZM221 96V97H222ZM225 96V95H224ZM227 96V95H226ZM249 96V97H248ZM252 96V97H251ZM66 97V96H65ZM138 97V96H137ZM140 97V96H139ZM189 97V96H188ZM205 97V96H204ZM210 97L212 98L213 97V95L211 96V94H210ZM217 97V96H216ZM237 97V98H236ZM55 98V97H54ZM58 98H55L54 99V101H53V106L55 105L54 103H57V101L55 102V100H57ZM60 98H62V97H60ZM63 98H64V95H63ZM62 98V99H63ZM70 98H71V96H70ZM74 98V99H73ZM127 98V97H126ZM142 98V97H141ZM178 98V96L176 97V99ZM206 98H208V97H205V100L206 101H208ZM222 98H224V97H222ZM250 98H251V100H250ZM34 99H32V100H34ZM51 99H52V97H51ZM65 99V98H64ZM122 99V98H121ZM143 99H145V98H143ZM175 99V100H176ZM179 100L181 99V98H178ZM176 100L177 102L179 101V100ZM229 99H230V97H229ZM239 99L241 100V98L239 97ZM107 100H109V98H107L106 97V101ZM123 100V99H122ZM124 100H126L125 98H124ZM123 100V101H124ZM204 100V101H205ZM210 100V99H209ZM224 100V99H223ZM230 100H232V99H230ZM243 100V99H242ZM259 100V99H258ZM257 100V102H260V101H258ZM34 101H37V100H34ZM34 101H33V103H34ZM40 101V100H39ZM49 101V100H48ZM70 100H68V101H66V103H68ZM112 101V100H111ZM110 101V102H111ZM182 101H183V99L182 100H180L179 101V103H176V105H178V104H181V105H185V104H182ZM183 101V102H184ZM197 101H198V103H197ZM220 101H221V99H220ZM235 101H234V99H233V101H231V104H232V102L235 104ZM247 101V100H246ZM41 102V101H40ZM43 102V101H42ZM113 102V101H112ZM111 102V103H112ZM128 102V101H127ZM174 102V101H173ZM213 102V101H212ZM260 102V103H261ZM107 103H108V101H107ZM195 103H196V105H195ZM238 103V102H237ZM240 103L241 102H239V105H240ZM35 104V103H34ZM65 104V103H64ZM109 104V103H108ZM122 104V103H121ZM124 104V103H123ZM128 104V103H127ZM205 104V103H204ZM207 104H208V106H209V104L210 103H206V106H207ZM216 104H217V106H219L218 104H220L219 102L217 103L216 102ZM242 104L243 103H241V105H240V107H241V109H244V108H242ZM249 104V103H248ZM252 104V102H250V104L249 105H251ZM256 104V103H255ZM31 105H33V104H31ZM36 105V107L37 106H39V103H38V105L37 104H35ZM35 105H34V107H35ZM41 105V104H40ZM52 105H51V107H52ZM130 105V104H129ZM189 105V106H188ZM192 105V104H191ZM202 105H203V103H202ZM212 105V103L210 104V106ZM239 105H238V107H239ZM263 105V104H262ZM261 105V106H262ZM111 106H115V105H111ZM122 106V105H121ZM125 106H126V104H125ZM178 106H180V105H178ZM232 106V105H231ZM234 106V105H233ZM256 106V105H255ZM258 106V105H257ZM34 107H33V109H34ZM41 107V106H40ZM108 107H110V106H108ZM177 107V106H176ZM175 107V108H176ZM181 108H182V106H180ZM180 107H177L178 109H175V110H179L180 109ZM202 107V106H201ZM203 107H205V106H203ZM220 107V106H219ZM218 107V108H219ZM222 107V106H221ZM240 107H239V109H240ZM252 107H254V106H252L251 105V108ZM259 107V106H258ZM39 108V107H38ZM46 108V107H45ZM110 108H112V107H110ZM126 108V107H125ZM131 108V107H130ZM208 108V107H207ZM212 108V107H211ZM217 108V109H218ZM249 108V107H248ZM250 108V109H251ZM256 108V107H255ZM260 108V107H259ZM32 109V111L31 112H35L34 110ZM50 109V108H49ZM128 109H129V106H128ZM204 108H202V110H203ZM206 109V108H205ZM209 109V108H208ZM221 109V108H220ZM226 109V108H225ZM232 109V108H231ZM233 109H234V107H233ZM237 109V108H236ZM254 108H252V113H255L254 114V116H252V117H255V115H256V113H258V112H262V111H264V107L262 106V108L261 109H263L262 111H258L257 112V110H260V109H255L256 110V112H253V111H255V110H253ZM181 110V109H180ZM180 110H179V112H180ZM43 111V110H42ZM41 111V112H42ZM186 111V110H185ZM207 110H203V117H204V114H205V112H206ZM209 111H211V115H212V117H214V115L216 116V114H213V110L212 109H210ZM220 111V110H219ZM21 112V111H20ZM37 112H38V110H37ZM175 112V111H174ZM178 112V111H177ZM182 112H184V111H182ZM229 112V111H228ZM227 112V115L229 114ZM241 112V111H240ZM240 112L238 113L240 116H241V114H240ZM17 113V112H16ZM42 113H44V112H42ZM42 113H41V115H42ZM215 113V112H214ZM251 113V114H252ZM12 114V115H13ZM185 114V113H184ZM202 114V113H201ZM200 114V116H202ZM236 114V113H235ZM17 115V114H16ZM34 115H36V114H34ZM206 115H207V112H206ZM223 115V117H224V115L225 114H222ZM239 115H238V117H239ZM253 115V114H252ZM118 116V115H117ZM236 116V115H235ZM258 116H259V114H258ZM262 116H264V115H262ZM38 117V116H37ZM39 117H40V115H39ZM113 117H115L114 115H113ZM184 117V116H183ZM206 117V116H205ZM204 117V118H205ZM211 117V118H212ZM234 117V116H233ZM251 117V118H252ZM2 118V119H1ZM21 118V117H20ZM24 118H25V116H24ZM24 118H21L20 119V121L22 120L23 121V119ZM203 118V119H204ZM215 118V117H214ZM17 119V118H16ZM26 119V118H25ZM25 119H24V122H25ZM203 119H200V120H203ZM216 119V118H215ZM234 119V118H233ZM240 119V118H239ZM258 119H259V121H260V117H258ZM262 119H263V117H262ZM262 119H261V122H262ZM18 120V119H17ZM193 120V121H192ZM199 120V121H200ZM205 120L206 119H204L203 121L205 122ZM214 120V119H213ZM213 120H212V122H213ZM251 120V119H250ZM253 120V119H252ZM255 120V119H254ZM9 121V120H8ZM20 121L19 122H15V120H14V123L16 124H18V123H20ZM198 121V122H199ZM215 121L217 122V120H214V123H215ZM235 121H237L236 119H235ZM242 121V120H241ZM256 121H258L257 120V116H256ZM258 121V122H259ZM117 122H119L118 120H117ZM253 122V121H252ZM260 122V123H261ZM1 124L2 123H4V122H0ZM13 123V124H14ZM23 123V122H22ZM233 123V122H232ZM239 123H240V121H239ZM238 123V121H237V126L239 127L240 125H238L239 124ZM260 123H259V126H260ZM262 123H264V122H262ZM14 124V125H15ZM124 124V123H123ZM144 124V123H143ZM147 123H145V125H146ZM208 124V122L206 121V125ZM246 124V123H245ZM254 124H255V126H257L256 125V123H255V121H254ZM254 124L252 125V126H254ZM11 125V124H10ZM117 125V124H116ZM118 125H120V124H118ZM117 125V126H118ZM148 125V124H147ZM215 126L217 125V124H214ZM213 125V126H214ZM228 125V124H227ZM226 125V126H227ZM230 125V124H229ZM242 125V124H241ZM86 126V125H85ZM149 126V125H148ZM207 126H209V125H207ZM215 126H214V128H215ZM219 126V125H218ZM243 126L244 125H242L241 127H239V130H237V131H240V128H243ZM247 126V125H246ZM254 126V128H252V130L254 129L255 130V128L256 129H258L257 127H255ZM88 127V126H87ZM238 127H235V125H234V128H235V133L237 132L236 131V128L238 129ZM248 127V126H247ZM118 128V127H117ZM120 128V127H119ZM191 128H190V136H189V134L188 135H186V136H188V137H186V139L189 141L190 139H191V141H192V139L194 140V136H195V133L197 132V133H199L201 130H199V131H197V129H196V131H195V129H194V131H192L191 130ZM208 128V127H207ZM234 128H233V130H234ZM246 127H244L243 128V130L245 129ZM91 129V128H90ZM144 129H145V127H144ZM147 129V128H146ZM209 129V128H208ZM208 129H205V130H208ZM259 129H260V127H259ZM42 130V129H41ZM45 130V129H44ZM118 130V129H117ZM116 130V131H117ZM125 130V129H124ZM138 130V129H137ZM215 130V129H214ZM216 130H217V128H216ZM215 130V131H216ZM242 130V129H241ZM79 132H82L81 130H78ZM78 131H77V133H78ZM146 131V130H145ZM149 130H147V132H148ZM188 131V130H187ZM215 131H213V132H215ZM220 133H221V131L220 130H218ZM217 131V132H218ZM39 132V131H38ZM49 132V131H48ZM47 131L46 132H43V133H48ZM118 133H119V130L117 131ZM126 132V131H125ZM135 132V131H134ZM133 132V135H131L130 134V132H129V135L130 136H132V138H133V136L135 135V133ZM192 132H194V133H192ZM233 132V134H234V136H235V133ZM241 132V131H240ZM242 132H244V134H245V132L246 131H242ZM241 132V133H242ZM250 132H251V130H250ZM55 133V132H54ZM77 133H76V135H77ZM116 133V132H115ZM118 133H116V137H114L115 139L116 138H118L117 137V134ZM121 133V132H120ZM132 133V132H131ZM137 133H138V131H137ZM159 133V132H158ZM187 133V132H186ZM188 133H189V131H188ZM192 133V134H191ZM196 133V134H197ZM202 133V132H201ZM208 133H209V131H208ZM231 133V132H230ZM240 133V134H241ZM252 133H255V134H257L255 131L253 132L252 131ZM50 135L52 134V132L51 133H49ZM49 134L47 135V134H45V135H47L48 136V138H49V140H50V137L52 136H50L49 137ZM62 134H63V132H62ZM80 134V133H79ZM79 134H78V136H79ZM82 134V133H81ZM80 134V135H81ZM107 134H108V132H107ZM114 134V133H113ZM239 134V132H237L236 133V135H238ZM249 134V133H248ZM263 134H264V132H263ZM64 135V134H63ZM73 135H74V133H73ZM76 135H74L76 138L75 139H77V136ZM125 135H127L126 133H125ZM146 135V134H145ZM201 135V134H200ZM200 135H198V136H200ZM211 136V134L209 133L208 134V136ZM215 135V134H214ZM251 135V134H250ZM43 136V135H42ZM91 136V135H90ZM107 136V135H106ZM109 136V135H108ZM118 136H119V134H118ZM123 136V135H122ZM128 136V135H127ZM129 136V137H130ZM139 136V135H138ZM197 136V137H198ZM205 136H207V135H205ZM209 136V137H210ZM220 136V135H219ZM257 136H259V135H257ZM257 136H255V137H257ZM261 136V135H260ZM41 137V136H40ZM54 137H57V134L54 136ZM63 137V136H62ZM148 137V136H147ZM147 137H146V139H147ZM190 137V139H188ZM197 137H195V139L197 138ZM201 137V136H200ZM199 137V138H200ZM215 137H216V135H215ZM218 137V136H217ZM250 137H252V136H250ZM254 137V136H253ZM44 138H46V136H44ZM47 138V139H48ZM59 139H61V136L60 137H58ZM80 138H81V136H80ZM119 138H120V136H119ZM118 138V139H119ZM206 138V137H205ZM213 138V137H212ZM232 138L234 139V137L232 136ZM239 138H240V135H239ZM243 138V137H242ZM244 138H245V136H244ZM246 138H247V136H246ZM259 138V137H258ZM258 138H256V139H258ZM53 138H51V140H52ZM106 139H107V137H106ZM105 139V140H106ZM121 139V138H120ZM123 139V138H122ZM133 139H136V138H133ZM142 139V138H141ZM153 139V138H152ZM198 139V138H197ZM201 139V138H200ZM227 139H230V138H228V136H227ZM237 139H238V136H237ZM248 139V138H247ZM254 139V138H253ZM253 139H251L252 141H253ZM43 140V139H42ZM53 140H55V139H53ZM79 141H81V139H78ZM113 140V139H112ZM131 140V139H130ZM139 140V139H138ZM206 140V139H205ZM207 140L209 141L210 140V138H207ZM207 140H206V142H207ZM213 139H211L209 142H213L212 141ZM218 140V139H217ZM240 140V139H239ZM238 140V141H239ZM262 140V139H261ZM38 141V140H37ZM40 141V140H39ZM48 141V140H47ZM76 141L77 140H75V144H77L76 143ZM117 141V140H116ZM115 141V142H116ZM119 141V140H118ZM133 141V140H132ZM137 141V140H136ZM136 141H135V143H136ZM143 141V140H142ZM188 141H186V142H188ZM257 141H259V140H257ZM257 141H256V143H257ZM40 142H43V141H40ZM45 142H46V139H45ZM62 142H65V141H63L62 140ZM72 142H74V140L72 141ZM78 142V141H77ZM120 142H122V140H120ZM156 142V141H155ZM183 142H185V140H183ZM196 142H199V141H194V143H196ZM200 142H201V140H200ZM200 142L198 143V145L200 144ZM215 142V141H214ZM228 142V141H227ZM236 142H237V140H236ZM243 142H246V141H243ZM255 142V141H254ZM259 142H262V141H259ZM258 142V143H259ZM264 142V141H263ZM36 143H38V142H36ZM44 143V142H43ZM123 143V142H122ZM128 143V142H127ZM126 143V144H127ZM144 143V142H143ZM192 143H193V141H192ZM194 143H193V147L195 148V146L197 145V144H195L194 145ZM223 143V142H222ZM229 143V142H228ZM234 143V142H233ZM232 143V144H233ZM239 143H240V141H239ZM247 143V142H246ZM255 143V144H256ZM39 144V143H38ZM37 144V145H38ZM74 143H73V145H75ZM137 144H139L138 143V141H137ZM183 144H185V143H183ZM189 144V143H188ZM191 144V143H190ZM207 144H209L208 142H207ZM231 144V145H232ZM235 144V143H234ZM234 144H233V146H234ZM237 144H238V142H237ZM237 144H235V147H236V145ZM241 144V143H240ZM253 144V143H252ZM261 144V143H260ZM259 144V145H260ZM264 144V143H263ZM131 145V144H130ZM140 145H142V144H139L138 146H140ZM186 145V144H185ZM192 145V144H191ZM196 146L197 148H199L200 146ZM211 145H212V143H211ZM239 145V144H238ZM237 145V147H239ZM254 145V144H253ZM131 146H133V145H131ZM137 146V145H136ZM149 146V145H148ZM156 146V145H155ZM182 146V145H181ZM204 146H205V144H204ZM203 146V147H204ZM209 146H210V144H209ZM241 146V145H240ZM256 146H257V144H256ZM134 147V146H133ZM191 147V146H190ZM225 147V146H224ZM236 147V149H238ZM257 147H259V146H257ZM260 147H262L261 145H260ZM138 148V147H137ZM140 148H141V146H140ZM139 148V149H140ZM152 148H154V147H152ZM205 148V147H204ZM90 149V148H89ZM122 149H124V148H122ZM144 149H146V148H144L143 147V150ZM155 149V148H154ZM201 149V148H200ZM224 149V148H223ZM260 149V148H259ZM132 150H135L134 148L132 149ZM141 150H142V148H141ZM199 149H197L196 151H198ZM262 150V149H261ZM89 152H90V150H88ZM123 151V150H122ZM138 152H139V150H137ZM137 151H136V153H137ZM225 151V150H224ZM130 152H132V151H130ZM135 152V151H134ZM154 152V151H153ZM212 152V151H211ZM222 152V151H221ZM259 152V151H258ZM261 152V151H260ZM259 152V153H260ZM264 152V151H263ZM133 153V152H132ZM148 152H146V154H147ZM150 153V152H149ZM159 153V152H158ZM248 153V152H247ZM127 153H126V151H125V155H126ZM135 154V153H134ZM250 154V153H249ZM263 154V153H262ZM148 155V154H147ZM204 155H205V153H204ZM207 155V154H206ZM254 155V154H253ZM88 156H89V153H88ZM146 156V155H145ZM159 156V155H158ZM208 156H210V155H207V157ZM241 156V155H240ZM240 156H239V158H240ZM254 156H257V155H254ZM254 156H253V158H254ZM261 156V155H260ZM125 157V156H124ZM123 157V158H124ZM127 157V156H126ZM131 157H132V154H131ZM147 157V156H146ZM146 157H144V158H146ZM164 157V156H163ZM195 157H196V154H195ZM242 157V156H241ZM142 158H143V156H142ZM142 158H140V157H138V159H142ZM148 158H150V156H148ZM153 158V157H152ZM204 158V157H203ZM258 159H259V157H257ZM256 158V159H257ZM262 158V157H261ZM127 159V158H126ZM133 159V158H132ZM137 159V160H138ZM161 159V158H160ZM164 159H166V157L164 158ZM163 158L161 159V160H164ZM195 160H196V158H194ZM194 159H193V161H194ZM208 158H206V159H204V160H207ZM249 159V158H248ZM59 160V159H58ZM137 160H136V162H137ZM143 160V159H142ZM199 160V159H198ZM197 160V161H198ZM240 160H241V158H240ZM253 160V159H252ZM262 160V159H261ZM260 160V161H261ZM2 161V160H1ZM0 161V197H2V201H4V203H6L7 204V221H8V224H7V230H6V232H5V234H4V237H2V239L0 240L2 243V246L4 247V249L5 250H7L8 249V244L10 243V242H12L13 243V245H16V246H19V247H21V248H23V250H26L27 252H29V254H30V256H34L36 253H40V255L41 256H43V257H45V259L47 258V260H48V262H49V264H72V262L71 261H73L74 263L73 264H83V259L81 258V254H80V248H75L74 247V244L72 245V243H70L68 240H66V239H64L63 237L62 238H59L58 236H56L57 234H55L54 232L55 231H53L52 229H51V223L49 222L50 221V219L48 220L47 219V217L45 216V215H43V213H41L40 211V213L38 214V211L37 210H35V211H37V213H35V212H33L32 211V209H30L29 207H27L25 204H24V202L22 201V199L19 197V193L17 192V189H16V187H15V185H14V182L12 181V177H10V175L7 173L8 171H6V169L4 168V166H3V164H2V162ZM128 161V160H127ZM133 161V160H132ZM156 161V160H155ZM158 161V160H157ZM259 161V162H260ZM135 162V161H134ZM159 162V161H158ZM157 162V163H158ZM205 162V161H204ZM203 162V163H204ZM218 162H220V161H218ZM235 162V161H234ZM249 162H253V161H249ZM248 162V163H249ZM255 162H256V160H255ZM133 163V162H132ZM162 163V162H161ZM160 163V164H161ZM206 163V162H205ZM244 163H245V161H244ZM254 163V162H253ZM218 164H220V163H218ZM225 164V163H224ZM246 164V163H245ZM255 164V163H254ZM254 164H252V165H254ZM257 164V163H256ZM256 164H255V166H256ZM259 164V163H258ZM168 165V164H167ZM227 165V164H226ZM239 165H243V163H241V164H239ZM248 166H250V164H248ZM254 166V167H255ZM258 166V165H257ZM218 167H220V166H218ZM221 167H222V165H221ZM220 167V168H221ZM243 167H244V165H243ZM247 167V166H246ZM254 167L252 168V169H254ZM219 168V169H220ZM242 168V167H241ZM250 168V167H249ZM249 169V170H251V172L253 171L252 169ZM259 168V167H258ZM257 168V169H258ZM260 168H261V166H260ZM245 169V168H244ZM247 169H248V167H247ZM255 169H256V167H255ZM255 169H254V171H255ZM256 169V170H257ZM167 170V169H166ZM235 170H236V168H235ZM249 170H247L248 172H247V174L249 173ZM219 171V170H218ZM245 171V170H244ZM253 171V172H254ZM258 171V170H257ZM222 172V171H221ZM221 172L220 173H218V174H221ZM227 172V171H226ZM252 172V173H253ZM261 172H263V171H261ZM229 173V172H228ZM256 173V172H255ZM257 174V173H256ZM262 174V173H261ZM159 175V174H158ZM228 175V174H227ZM227 175H226V177H227ZM238 175V174H237ZM218 176V175H217ZM257 176V175H256ZM259 176H260V174H259ZM225 177V178H226ZM242 177V176H241ZM254 177V176H253ZM217 178V177H216ZM220 178V177H219ZM249 178V177H248ZM155 179V178H154ZM228 179V178H227ZM255 179V178H254ZM191 181H192V179H191ZM253 181V180H252ZM255 181V180H254ZM251 182V181H250ZM255 183H257V182H255ZM170 184V183H169ZM252 185V184H251ZM256 185V184H255ZM254 185V186H255ZM140 187V186H139ZM158 190H159V188H158ZM257 192V191H256ZM254 194V193H253ZM141 196V195H140ZM144 196V195H143ZM166 196V195H165ZM208 196H209V194H208ZM252 197H254V196H252ZM105 198V197H104ZM126 198V197H125ZM158 198V197H157ZM194 198V197H193ZM247 198V197H246ZM245 198V200L247 201V199ZM110 199V198H109ZM264 199V198H263ZM205 200V199H204ZM261 200V199H260ZM142 201V200H141ZM263 201V200H262ZM158 202V201H157ZM170 202V201H169ZM140 203V202H139ZM160 203V202H159ZM209 203V202H208ZM220 203V202H219ZM138 204V203H137ZM214 204H215V202H214ZM228 204V203H227ZM261 204V203H260ZM112 205V204H111ZM128 205V204H127ZM173 205V204H172ZM186 205V204H185ZM209 205V204H208ZM217 205V204H216ZM220 205V204H219ZM257 205H259V204H257ZM262 205H263V203H262ZM262 205H260V207H262ZM139 206V205H138ZM142 206V205H141ZM166 206V205H165ZM224 206V205H223ZM264 206V205H263ZM112 207V206H111ZM111 207H110V209H111ZM130 207V206H129ZM143 207V206H142ZM157 208H158V206H156ZM183 207V206H182ZM211 207V206H210ZM139 208V207H138ZM161 208V207H160ZM205 208V207H204ZM228 208V207H227ZM264 208V207H263ZM262 208V209H263ZM140 209V208H139ZM193 209V208H192ZM206 209V208H205ZM207 209H208V207H207ZM261 209V210H262ZM120 210H121V207H120ZM165 210V209H164ZM180 210V209H179ZM223 210V209H222ZM132 211V210H131ZM154 211H155V209H154ZM192 211V210H191ZM208 211V210H207ZM239 211V210H238ZM121 212V211H120ZM119 212V213H120ZM128 212H129V210H128ZM155 212H157V211H155ZM179 212V211H178ZM244 212L245 211H243V215H244ZM124 213V212H123ZM139 213V212H138ZM150 213H153V212H150ZM203 213V212H202ZM261 213V212H260ZM263 213H264V210H263ZM161 214V213H160ZM206 214V213H205ZM215 214V213H214ZM177 215L179 216V213H177ZM181 215V214H180ZM191 215V214H190ZM201 215V214H200ZM199 215V216H200ZM254 215V214H253ZM259 215V214H258ZM136 216V215H135ZM164 216V215H163ZM202 216V215H201ZM214 216V215H213ZM261 216V215H260ZM263 216V215H262ZM207 217V216H206ZM256 217V216H255ZM180 218V217H179ZM179 218H178V220H179ZM193 218H194V215H193ZM197 218H198V216H197ZM214 217H212L211 219H213ZM216 218H217V216H216ZM244 218H246V216H244ZM163 219H164V217H163ZM205 219H209L208 217L207 218H205ZM257 219V218H256ZM259 219H261V217L259 218ZM263 219V218H262ZM166 220V219H165ZM172 220V219H171ZM175 220V219H174ZM194 220V219H193ZM197 220V219H196ZM203 220V219H202ZM207 220H206V222H207ZM210 220V219H209ZM208 220V221H209ZM218 220V219H217ZM217 220H215V221H217ZM252 220V219H251ZM264 220V219H263ZM160 221V220H159ZM167 221V220H166ZM173 221V220H172ZM195 221V220H194ZM242 221H244V220H242ZM138 222V221H137ZM163 222H165L164 220H163ZM168 222V221H167ZM174 222V221H173ZM197 222V221H196ZM195 222V223H196ZM192 223V222H191ZM201 223H202V221H201ZM211 223V222H210ZM218 223V222H217ZM222 223V222H221ZM263 223H264V221H263ZM51 224V225H50ZM138 224V223H137ZM166 224V223H165ZM171 224V223H170ZM175 224V223H174ZM188 224V223H187ZM194 224V223H193ZM36 226V228H37V231H35L32 227L33 226ZM192 225V224H191ZM199 225V224H198ZM201 225V224H200ZM199 225V226H200ZM206 225V224H205ZM210 225H212V224H210ZM216 225V224H215ZM223 225V224H222ZM221 225V226H222ZM224 225H225V223H224ZM264 225V224H263ZM262 225V226H263ZM180 226V225H179ZM207 226V225H206ZM253 226H255V225H253ZM260 226H261V224H260ZM141 227V226H140ZM178 227V226H177ZM186 227V226H185ZM184 227V228H185ZM201 227V229L203 228L202 226H200ZM200 227H199V229H200ZM163 228H164V226H163ZM197 228V227H196ZM221 228H223V227H221ZM258 228V227H257ZM263 228H264V226H263ZM262 227L260 228V229H263ZM155 229V228H154ZM160 229L161 228H159V231H160ZM179 229H181L180 227H179ZM207 229V228H206ZM137 230H139V229H137ZM172 230V229H171ZM175 230H176V228H175ZM182 230V229H181ZM190 230H191V228H190ZM195 230V229H194ZM197 230V229H196ZM205 230V229H204ZM212 230V229H211ZM224 229H221L220 230V233H222V232H224L223 231ZM124 231V230H123ZM162 231V230H161ZM201 231H203V230H201ZM222 231V232H221ZM262 231V233H264L263 231L264 230H261ZM135 232V231H134ZM139 232V231H138ZM156 232H157V230H156ZM164 232H165V229H164ZM170 232V231H169ZM180 232V231H179ZM204 232V231H203ZM213 232H214V230H213ZM258 231H256L255 233H257ZM122 233V232H121ZM145 233V232H144ZM158 233H160V232H158ZM158 233H156V234H158ZM195 233V232H194ZM202 233V232H201ZM200 233V234H201ZM209 233H212V232H210L209 231ZM229 233V232H228ZM126 234V233H125ZM138 234V233H137ZM179 234V233H178ZM177 234V235H178ZM199 234V236H201ZM216 234V233H215ZM222 234H224V233H222ZM226 234V233H225ZM235 234V233H234ZM135 235H136V233H135ZM159 235V234H158ZM172 235V234H171ZM193 235V234H192ZM208 235V236H207ZM206 235V237H209V235L210 234H207ZM217 235H219L220 237L222 236L221 234H217ZM122 236V235H121ZM140 236V235H139ZM164 236V235H163ZM187 236V235H186ZM219 236H218V238H219ZM234 236V235H233ZM255 236V235H254ZM264 236V235H263ZM126 237V236H125ZM128 237V236H127ZM180 237V236H179ZM203 237V236H202ZM202 237H201V239H202ZM205 237V236H204ZM204 237H203V239H204ZM225 237V236H224ZM223 237V238H224ZM132 238V237H131ZM154 238V237H153ZM159 238H161V237H159ZM158 238V239H159ZM184 239H185V236L183 237ZM213 238V237H212ZM216 238V237H215ZM231 238H233V237H231ZM264 238V237H263ZM125 239V238H124ZM127 239V238H126ZM156 239V238H155ZM188 239V238H187ZM191 239H195V238H191ZM190 239V240H191ZM198 239V238H197ZM195 240L196 241V244H197V242H198V240ZM202 239V240H203ZM206 239V238H205ZM209 239V238H208ZM207 239V240H208ZM210 239H211V236H210ZM209 239V240H210ZM234 239V238H233ZM260 239V238H259ZM130 240V239H129ZM129 240H128V242H129ZM164 240V244H165V239H160V242H162V241ZM170 240V239H169ZM174 240V239H173ZM172 240V241H173ZM201 240V241H202ZM206 240V241H207ZM216 240V239H215ZM224 240V239H223ZM230 240V239H229ZM261 240V239H260ZM68 241V242H67ZM120 241V240H119ZM121 241H122V239H121ZM124 241V240H123ZM127 241V240H126ZM148 241H149V239H148ZM167 241V240H166ZM205 240H203L202 242H203V244H205V242H204ZM224 241H226V240H224ZM223 241V242H224ZM232 241V240H231ZM160 242H159V244H160ZM168 242V241H167ZM177 242V241H176ZM188 242H190V241H188ZM202 242H200V244H198V246L197 247H199V245H201L202 244ZM207 242H209L210 243V241H207ZM206 242V243H207ZM212 242V241H211ZM223 242H221L220 244L222 245V243ZM227 243H228V241H226ZM225 242V244H227ZM239 242V241H238ZM114 243V242H113ZM145 243V242H144ZM183 243V242H182ZM199 243V242H198ZM240 243V242H239ZM264 243V242H263ZM127 244V243H126ZM163 244V243H162ZM179 244V243H178ZM213 244H215V243H213ZM218 244V243H217ZM217 244H215V246H217ZM220 244H218L219 246H220ZM259 244H261V243H259ZM117 245V244H116ZM123 245H125V244H123ZM128 245H129V243H128ZM165 245H169V242H168V244H165ZM180 245H181V243H180ZM191 245V244H190ZM206 245V244H205ZM230 245V244H229ZM245 245V244H244ZM119 246V245H118ZM163 246V245H162ZM188 246V245H187ZM193 246H195V245H193ZM207 246H208V243H207ZM214 246V245H213ZM231 246H233V245H231ZM246 246V245H245ZM244 246V248H247V247H245ZM247 246H248V244H247ZM77 247V246H76ZM127 247V246H126ZM129 247V246H128ZM158 247V246H157ZM168 247H171V246H168ZM181 247V246H180ZM196 247V246H195ZM234 247V246H233ZM238 246H236V248H237ZM262 247H264V246H262ZM201 248V247H200ZM200 248H198L199 250H200ZM204 248H206V246L204 247ZM212 248V247H211ZM215 248H217V247H215ZM220 248H222V246H220ZM220 248H217L218 250L220 249ZM235 248V247H234ZM233 248V249H234ZM235 248V250H237ZM242 248V247H241ZM128 249V248H127ZM130 249V248H129ZM166 249H168V250H170L169 248H166ZM165 249V247H164V250H166ZM174 249H176V247L174 248ZM184 249H185V247H184ZM203 249V248H202ZM201 249V250H202ZM262 249H264V248H262ZM159 250H160V247H159ZM161 250H163V247H161ZM163 250V252H162V257L161 258H163L164 257V252L166 253L167 251H164ZM171 250H173V249H171ZM213 250V249H212ZM217 250V251H218ZM220 250H222V249H220ZM218 251L219 253L218 254H220V252L221 251ZM250 249H246V251H245V249H244V251H245V253H249L248 251H249ZM133 251H135V249L133 250ZM143 251V250H142ZM182 251H183V249H182ZM223 251V250H222ZM239 251V250H238ZM117 252V251H116ZM132 252V251H131ZM151 252V251H150ZM168 252H170V251H168ZM189 252V255H190V251H188ZM201 252V251H200ZM171 253H172V251H171ZM171 253H169V255L171 254ZM174 253V252H173ZM187 253V252H186ZM195 253H196V251H195ZM197 253H198V251H197ZM223 253V252H222ZM226 253V252H225ZM225 253H223L222 255H224ZM228 253V252H227ZM238 253V252H237ZM166 254H168V253H166ZM198 254H200V255H203V253L201 254V253H198ZM197 254V255H198ZM230 254H232V253H230ZM117 255V254H116ZM132 255V254H131ZM139 255V254H138ZM168 255V256H169ZM172 255V254H171ZM170 255V256H171ZM175 255V254H174ZM183 255V254H182ZM187 255V254H186ZM196 255V254H195ZM207 255H211V254H208L207 253ZM221 254L219 255V257L220 258H222L223 259V256H222ZM228 254H226V255H224V257H226ZM241 255V254H240ZM244 255H246V254H244ZM248 255V254H247ZM222 256V257H221ZM239 256V255H238ZM250 256V255H249ZM135 257V256H134ZM165 257H166V255H165ZM173 257V256H172ZM174 257H176V255L174 256ZM187 257V256H186ZM195 257V256H194ZM198 257V256H197ZM196 257V259L199 261V259L200 260H202V257L203 256H201L200 258L198 257L197 258ZM205 257V256H204ZM207 257V256H206ZM210 257V256H209ZM212 257L213 258H215L214 256H213V254H212ZM229 258L231 257V255L230 256H228ZM241 257V256H240ZM147 258V257H146ZM151 258V257H150ZM171 258V257H170ZM208 258V257H207ZM211 258V257H210ZM210 258H208V259H210ZM217 258V257H216ZM246 258H248V257H246ZM140 259V258H139ZM148 259V258H147ZM177 259V258H176ZM176 259L174 258V260L176 261ZM193 259V258H192ZM206 259V258H205ZM207 259V260H208ZM227 260L225 261L226 262V264H228V262L229 261H231V260H229L228 258H226ZM230 259H232V258H230ZM241 259H243V258H241ZM240 259V260H241ZM141 260H142V258H141ZM182 260V259H181ZM215 260V259H214ZM219 260V259H218ZM224 260H225V258H224ZM147 261V260H146ZM156 261V260H155ZM173 260H172V258H171V262H172ZM204 261V260H203ZM212 261V260H211ZM219 261H221V260H219ZM223 261V260H222ZM154 262V261H153ZM157 262V261H156ZM159 262L161 263V261L159 260ZM171 262L169 261V264H171ZM207 262V261H206ZM206 262H205V264H206ZM213 262V261H212ZM216 262H218V261H216ZM215 262V263H216ZM248 262V261H247ZM247 262H245V263H247ZM155 263V262H154ZM162 263H164L163 262V260H162ZM178 263V262H177ZM176 263V264H177ZM194 262L192 261V264H193ZM198 263V262H197ZM204 263V262H203ZM211 263V262H210ZM209 263V264H210ZM219 264L221 263V262H218ZM223 263V262H222ZM172 264H174V261H173V263ZM202 264V263H201ZM214 264V263H213ZM230 264V263H229ZM233 264H235V263H233ZM248 264V263H247Z\"/></svg>",
  "mask_w": 264,
  "mask_h": 264
}]
</instances>
